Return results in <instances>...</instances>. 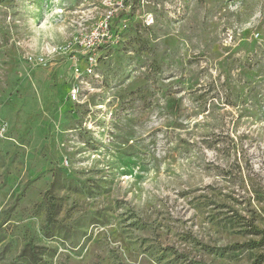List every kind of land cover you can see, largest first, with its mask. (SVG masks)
Returning <instances> with one entry per match:
<instances>
[{
    "label": "rangeland",
    "instance_id": "1",
    "mask_svg": "<svg viewBox=\"0 0 264 264\" xmlns=\"http://www.w3.org/2000/svg\"><path fill=\"white\" fill-rule=\"evenodd\" d=\"M0 264H264V0H0Z\"/></svg>",
    "mask_w": 264,
    "mask_h": 264
},
{
    "label": "built area",
    "instance_id": "2",
    "mask_svg": "<svg viewBox=\"0 0 264 264\" xmlns=\"http://www.w3.org/2000/svg\"><path fill=\"white\" fill-rule=\"evenodd\" d=\"M117 16L118 13H109L104 22L101 23L100 27L102 29L100 28V30H97L96 32H93L89 35L81 34L77 39V44H79L87 52L86 58L84 60L86 61L85 73L92 74L94 72V68L98 64L97 54L99 49L112 41V38L118 30V26L115 30L113 29L114 20ZM80 93V88L78 86H73L72 90L69 92L73 101H77L79 99Z\"/></svg>",
    "mask_w": 264,
    "mask_h": 264
},
{
    "label": "trees",
    "instance_id": "3",
    "mask_svg": "<svg viewBox=\"0 0 264 264\" xmlns=\"http://www.w3.org/2000/svg\"><path fill=\"white\" fill-rule=\"evenodd\" d=\"M125 15H127L125 12H119L118 13V16L115 18V20H114V26H113V29L115 30L116 29V27L118 26V22H119V20L123 17V16H125ZM101 49V48H100ZM100 49H99V52H100Z\"/></svg>",
    "mask_w": 264,
    "mask_h": 264
}]
</instances>
